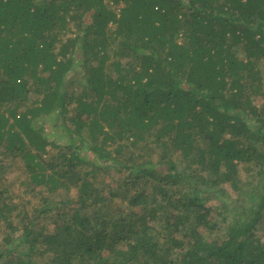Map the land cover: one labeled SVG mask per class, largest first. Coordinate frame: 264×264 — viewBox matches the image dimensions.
<instances>
[{"label":"trees","instance_id":"16d2710c","mask_svg":"<svg viewBox=\"0 0 264 264\" xmlns=\"http://www.w3.org/2000/svg\"><path fill=\"white\" fill-rule=\"evenodd\" d=\"M1 223L0 264H264V0H0Z\"/></svg>","mask_w":264,"mask_h":264},{"label":"rangeland","instance_id":"374dc122","mask_svg":"<svg viewBox=\"0 0 264 264\" xmlns=\"http://www.w3.org/2000/svg\"><path fill=\"white\" fill-rule=\"evenodd\" d=\"M47 126V135L51 138V139H55V141H57L58 143L61 141L60 138L58 137H61V139L63 138V133L62 132V125H53L51 123H47L46 124ZM65 136V135H64ZM65 138H63L62 140H64ZM66 140V139H65ZM62 142V141H61ZM240 178H241V181L244 182L246 180V176H245V172L244 171H241V174H240ZM245 179V180H244ZM238 192V191H237ZM235 194H237L236 192H234ZM242 198H244L243 196H241ZM29 198V197H28ZM30 203L27 205L29 206L32 202L34 203V205L36 204V201L34 198H31V201H29ZM32 203V204H33ZM37 205V204H36ZM264 227V226H263ZM6 226L4 223H1L0 225V240L6 235L4 232ZM259 232H260V225H259Z\"/></svg>","mask_w":264,"mask_h":264}]
</instances>
